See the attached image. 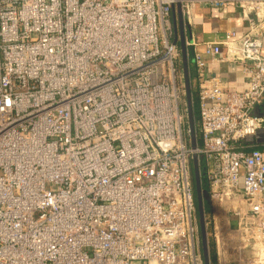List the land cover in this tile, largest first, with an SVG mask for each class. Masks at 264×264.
I'll return each instance as SVG.
<instances>
[{"label":"built area","instance_id":"2783aa9c","mask_svg":"<svg viewBox=\"0 0 264 264\" xmlns=\"http://www.w3.org/2000/svg\"><path fill=\"white\" fill-rule=\"evenodd\" d=\"M176 3L188 21L200 5L244 22L184 37L194 149ZM263 102L264 0H0V264H203L193 154L218 264H264V155L242 142Z\"/></svg>","mask_w":264,"mask_h":264},{"label":"crops","instance_id":"0c3cea01","mask_svg":"<svg viewBox=\"0 0 264 264\" xmlns=\"http://www.w3.org/2000/svg\"><path fill=\"white\" fill-rule=\"evenodd\" d=\"M176 19L177 14L176 10L174 9L172 13V21L175 20L177 23ZM182 23L184 37H189L190 34H192V36L199 41L218 40L227 29L232 27L240 29V27L244 24L242 19L238 16L236 9L233 7L214 9L200 5L194 6L190 21L186 20L182 16ZM179 31L180 30L177 27V39L179 38ZM207 61L211 74L220 76L221 79L231 87H235L237 89L241 88L240 82L242 80V75L238 70H231L230 67H234V65H223L213 61L210 62L209 59H207ZM189 63L192 70L195 87L197 89L196 70L190 58ZM252 115L264 118V102L253 110ZM246 147L248 149L257 148L261 150L264 155V144L246 145ZM214 257L215 264H218L215 252Z\"/></svg>","mask_w":264,"mask_h":264},{"label":"water","instance_id":"95a60500","mask_svg":"<svg viewBox=\"0 0 264 264\" xmlns=\"http://www.w3.org/2000/svg\"><path fill=\"white\" fill-rule=\"evenodd\" d=\"M177 14V23L173 21V27L175 31L174 43L178 44L181 63H182V75H183V86L186 102V114H187V125L189 130V142L191 148H195L197 145V135L194 129V120L192 113V95L190 90V75H189V57L184 44V35H183V23H182V12L179 3H176L174 6ZM173 9V10H174ZM179 28V38L177 39L176 29ZM257 108V107H256ZM243 144L245 145H257L264 144V128L258 129L255 134L244 139ZM191 169H192V179L194 182V192H195V203L197 210V220H198V229H199V239H200V249L202 255L203 264H210L209 257V247L207 239V228L205 225V209L204 202L202 197L201 181H200V166L199 159L196 154L192 155L191 159Z\"/></svg>","mask_w":264,"mask_h":264},{"label":"trees","instance_id":"16d2710c","mask_svg":"<svg viewBox=\"0 0 264 264\" xmlns=\"http://www.w3.org/2000/svg\"><path fill=\"white\" fill-rule=\"evenodd\" d=\"M181 58V55H180ZM179 66V64H178ZM189 75H190V90H191V95H192V113H193V120H194V129L196 132V135L198 137V113L195 107V102H196V87H195V82L193 80V75H192V70L190 67L189 63ZM191 174H192V169H191ZM200 181H201V189H202V197H203V202H204V209H205V218L209 219L210 216V207H209V194H208V184L205 179V176L200 169ZM192 185H193V190H194V182L192 179ZM194 199H195V192H194ZM196 204V203H195ZM197 213V210H196ZM207 231H209L207 229ZM208 236H210V232L207 233ZM208 247H209V257H210V264H215V257H214V250H213V242H208Z\"/></svg>","mask_w":264,"mask_h":264},{"label":"rangeland","instance_id":"374dc122","mask_svg":"<svg viewBox=\"0 0 264 264\" xmlns=\"http://www.w3.org/2000/svg\"><path fill=\"white\" fill-rule=\"evenodd\" d=\"M178 64H179V66H178V69H179V72L181 71L182 72V63H181V58L179 59V61H178ZM180 72V73H181ZM195 94H196V91H195ZM181 102L183 103V105H184V111H185V119L187 120V114H186V102H185V94H183L182 96H181ZM193 105V104H192ZM195 107H196V110H197V113H198V109H197V100H196V102H195ZM210 232V230L209 231H207V233H209ZM207 239H208V242H213L212 241V238H211V236H208V234H207ZM215 246H214V243H213V250L215 251V248H214Z\"/></svg>","mask_w":264,"mask_h":264}]
</instances>
